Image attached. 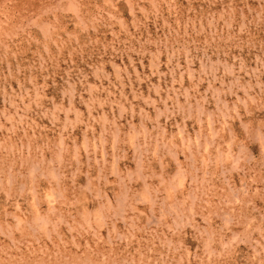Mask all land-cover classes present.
Segmentation results:
<instances>
[{
  "label": "rangeland",
  "instance_id": "rangeland-1",
  "mask_svg": "<svg viewBox=\"0 0 264 264\" xmlns=\"http://www.w3.org/2000/svg\"><path fill=\"white\" fill-rule=\"evenodd\" d=\"M0 264H264V0H0Z\"/></svg>",
  "mask_w": 264,
  "mask_h": 264
}]
</instances>
